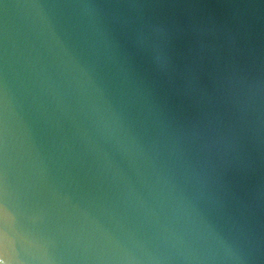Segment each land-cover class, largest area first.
I'll return each instance as SVG.
<instances>
[{"label": "clouds", "instance_id": "9594fccd", "mask_svg": "<svg viewBox=\"0 0 264 264\" xmlns=\"http://www.w3.org/2000/svg\"><path fill=\"white\" fill-rule=\"evenodd\" d=\"M0 264H264V0H0Z\"/></svg>", "mask_w": 264, "mask_h": 264}]
</instances>
